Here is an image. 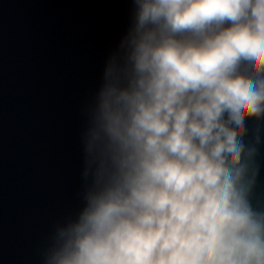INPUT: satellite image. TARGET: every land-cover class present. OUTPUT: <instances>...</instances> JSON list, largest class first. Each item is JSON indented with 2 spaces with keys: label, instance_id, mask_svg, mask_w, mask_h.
Segmentation results:
<instances>
[{
  "label": "clouds",
  "instance_id": "9594fccd",
  "mask_svg": "<svg viewBox=\"0 0 264 264\" xmlns=\"http://www.w3.org/2000/svg\"><path fill=\"white\" fill-rule=\"evenodd\" d=\"M134 4L91 112L92 183L45 264H264L244 140L264 119V0Z\"/></svg>",
  "mask_w": 264,
  "mask_h": 264
},
{
  "label": "water",
  "instance_id": "95a60500",
  "mask_svg": "<svg viewBox=\"0 0 264 264\" xmlns=\"http://www.w3.org/2000/svg\"><path fill=\"white\" fill-rule=\"evenodd\" d=\"M134 14V0H0V264H45L83 208L91 112ZM246 127L264 210V119Z\"/></svg>",
  "mask_w": 264,
  "mask_h": 264
}]
</instances>
